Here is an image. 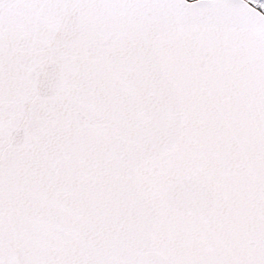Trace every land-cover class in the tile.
Listing matches in <instances>:
<instances>
[{
	"label": "snow or ice",
	"instance_id": "snow-or-ice-1",
	"mask_svg": "<svg viewBox=\"0 0 264 264\" xmlns=\"http://www.w3.org/2000/svg\"><path fill=\"white\" fill-rule=\"evenodd\" d=\"M0 264H264V0H0Z\"/></svg>",
	"mask_w": 264,
	"mask_h": 264
}]
</instances>
